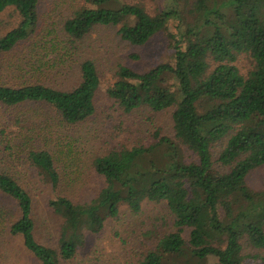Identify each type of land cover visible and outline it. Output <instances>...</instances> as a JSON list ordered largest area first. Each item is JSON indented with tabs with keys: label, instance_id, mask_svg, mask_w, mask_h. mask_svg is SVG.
<instances>
[{
	"label": "trees",
	"instance_id": "16d2710c",
	"mask_svg": "<svg viewBox=\"0 0 264 264\" xmlns=\"http://www.w3.org/2000/svg\"><path fill=\"white\" fill-rule=\"evenodd\" d=\"M41 2L0 0V16L10 11L12 19H19L6 32L0 21V58L12 59L24 46L35 44ZM84 3L64 21L62 41L37 47L26 57L34 71L64 67L67 73L76 63V86L63 90L42 82L0 85V105L20 112L7 120L27 136L22 147L38 179L55 190L61 175L52 154L35 147L36 129L25 122V106L50 107L69 125L95 115L101 78L95 62L83 57L82 46L96 29L117 28L120 39L133 46L168 32L172 62L147 72L120 66L107 93L125 113L174 109V138L157 135L148 147L97 157L93 168L106 186L89 203L75 204L62 196L51 199L49 208L63 221L56 249L37 240L29 192L8 171H0V217L12 219L10 234L22 239L36 263L62 264L73 261L84 246V231L101 232L109 218L119 216L121 206L137 214L144 203H166L176 227L191 230L190 238L186 241L181 233L164 236L140 264H179L181 258H186L182 264L209 259L215 264H245V245L264 249V190L252 191L246 182L251 171L264 166V0H170L171 6L156 15L118 0ZM172 22H177L175 33L169 32ZM58 49L51 64L42 65L37 58L39 52L48 55ZM241 55L254 62L247 76L234 65ZM231 133L215 160L214 149ZM183 147L196 162L186 161ZM164 159L167 168L157 170L161 175L153 170L155 176L147 183L142 163L151 169Z\"/></svg>",
	"mask_w": 264,
	"mask_h": 264
},
{
	"label": "rangeland",
	"instance_id": "374dc122",
	"mask_svg": "<svg viewBox=\"0 0 264 264\" xmlns=\"http://www.w3.org/2000/svg\"><path fill=\"white\" fill-rule=\"evenodd\" d=\"M221 1L215 0L217 4ZM118 3L139 4L151 15L171 6L170 0H118ZM83 5L84 0H42L35 44L24 46L12 59L0 58V85L12 87L42 82L50 86H62L63 90L76 86L80 81L76 63L68 67L67 73L64 67L56 72L47 70V67L34 71L26 57L37 47L49 48L47 44L51 41H62L64 21ZM10 13L8 11L0 16L5 32L19 22V19H12ZM176 27L177 22H172L169 32L175 33ZM58 51L59 49L51 50L48 55L39 52L36 55L38 59L42 58V65H47L59 56ZM173 54L174 50L169 46L168 32L159 33L144 46H133L120 39L117 28L96 29L82 46L83 57L95 62L101 78L95 115L83 123L69 125L50 107L25 106V122L36 129L35 147L48 150L52 154L61 175L59 187L55 190L50 184L40 182L39 176L27 161V152L22 147V139L25 137L26 140L27 136L7 120L11 114L20 113L19 110L9 111L0 105V171H8L31 195L39 243L58 248L63 221L49 208L51 199L62 196L75 204L89 203L106 186L104 178L93 168L97 157L122 148L131 149L143 145L148 147L158 140L157 135L174 138V109L154 113L148 108H142L125 113L107 93L117 79L116 72L120 66L147 72L160 64L172 62ZM234 65L243 76H247L253 69L254 62L247 55H241ZM55 75L60 76L55 78ZM167 82L174 84L172 80ZM231 135L232 133L214 149L215 160ZM183 149L186 161H197L194 154L185 147ZM167 162L166 159L157 161L156 166L151 169L147 163H142L147 170V183L155 176L154 171L161 175L157 170H165ZM246 182L252 191H263L264 166L251 171ZM10 206L14 208V205ZM11 224V218L0 217V264H38L25 250L22 239L10 234ZM190 232L188 228L176 227L175 217L166 203H144L141 212L137 214L123 205L120 207L119 216L115 219L109 218L101 232L84 231V246L79 249L73 261H63L62 264H140L143 255L155 249L164 236L181 233L188 241ZM243 253L246 256L245 264H264V249H251L245 245ZM185 261L186 258L177 260L179 264ZM168 264L173 262L170 260ZM200 264H215V261L209 259Z\"/></svg>",
	"mask_w": 264,
	"mask_h": 264
}]
</instances>
